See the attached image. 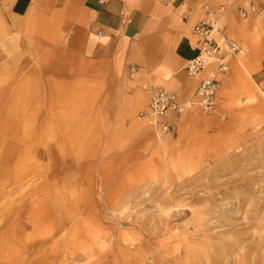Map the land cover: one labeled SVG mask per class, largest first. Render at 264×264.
Listing matches in <instances>:
<instances>
[{"label":"crops","instance_id":"0c3cea01","mask_svg":"<svg viewBox=\"0 0 264 264\" xmlns=\"http://www.w3.org/2000/svg\"><path fill=\"white\" fill-rule=\"evenodd\" d=\"M228 1L236 5L222 11ZM260 1L252 11L244 0H0V202L34 178L79 180L82 167L108 182L137 180L142 166L205 131L209 116L194 106L170 114L176 129L158 141L139 112L151 87L193 96L200 75L185 66L198 55L192 30L206 6L218 18L212 36L240 49L226 58L214 112L261 95Z\"/></svg>","mask_w":264,"mask_h":264},{"label":"rangeland","instance_id":"374dc122","mask_svg":"<svg viewBox=\"0 0 264 264\" xmlns=\"http://www.w3.org/2000/svg\"><path fill=\"white\" fill-rule=\"evenodd\" d=\"M258 103L247 94L225 114L200 111L205 131L137 180L110 183L82 167L79 180L18 183L0 202V264H264Z\"/></svg>","mask_w":264,"mask_h":264},{"label":"built area","instance_id":"2783aa9c","mask_svg":"<svg viewBox=\"0 0 264 264\" xmlns=\"http://www.w3.org/2000/svg\"><path fill=\"white\" fill-rule=\"evenodd\" d=\"M100 1L103 2V0ZM244 1L249 3V9L253 11L254 0ZM258 4L261 10H264V0ZM235 5V2L228 1L226 5H221L220 9L223 11L226 7ZM238 10L243 17L246 15L245 9L238 8ZM122 22H126L123 17ZM217 29H219L218 18L206 6L204 19L192 30V36L195 38L193 45L198 50V55L188 60L185 66L188 76L200 75V80L190 99L180 101L174 93L159 87L148 89L149 98L146 107L139 112V118L144 119L151 127L158 141L174 133L176 129V124L168 120L170 114L180 116L194 106L206 114L214 113L220 88V76L229 71L226 58L235 57L240 52L234 40L225 36H220L219 40L215 39L212 32ZM98 37H101L100 33ZM261 97L264 99V87L261 89Z\"/></svg>","mask_w":264,"mask_h":264}]
</instances>
